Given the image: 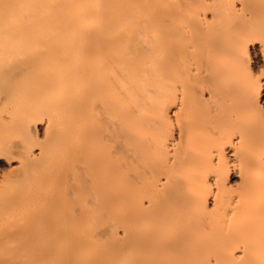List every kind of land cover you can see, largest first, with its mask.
I'll list each match as a JSON object with an SVG mask.
<instances>
[{
	"label": "bare ground",
	"instance_id": "1",
	"mask_svg": "<svg viewBox=\"0 0 264 264\" xmlns=\"http://www.w3.org/2000/svg\"><path fill=\"white\" fill-rule=\"evenodd\" d=\"M0 264H264V0H0Z\"/></svg>",
	"mask_w": 264,
	"mask_h": 264
},
{
	"label": "rangeland",
	"instance_id": "2",
	"mask_svg": "<svg viewBox=\"0 0 264 264\" xmlns=\"http://www.w3.org/2000/svg\"><path fill=\"white\" fill-rule=\"evenodd\" d=\"M8 171H9V167L0 163V174L6 173Z\"/></svg>",
	"mask_w": 264,
	"mask_h": 264
}]
</instances>
